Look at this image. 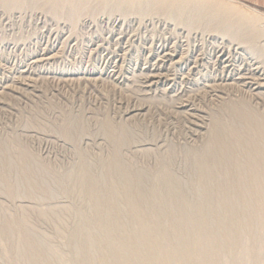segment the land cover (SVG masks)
Segmentation results:
<instances>
[{
	"label": "rangeland",
	"instance_id": "1",
	"mask_svg": "<svg viewBox=\"0 0 264 264\" xmlns=\"http://www.w3.org/2000/svg\"><path fill=\"white\" fill-rule=\"evenodd\" d=\"M222 1L264 25L263 10ZM44 6L0 5V220L24 216L46 247L70 260L50 264H73L70 233L93 213L72 192L69 174L84 162L101 176L115 157L149 175L165 162L193 200L192 157L211 141L212 128L243 127L236 108L264 117V61L195 13L180 20L150 5L138 14L91 3L70 21ZM190 20L199 25L189 28ZM121 128L126 142L116 149L109 132ZM20 149L30 167H39L36 186L28 188L17 164L13 171L3 167L7 159L16 162ZM6 176L14 196L6 193ZM258 226L263 230L264 222ZM3 245L10 247L0 235ZM0 264L26 263L0 249ZM252 264H264V249Z\"/></svg>",
	"mask_w": 264,
	"mask_h": 264
},
{
	"label": "bare ground",
	"instance_id": "2",
	"mask_svg": "<svg viewBox=\"0 0 264 264\" xmlns=\"http://www.w3.org/2000/svg\"><path fill=\"white\" fill-rule=\"evenodd\" d=\"M91 3L138 14L150 5L149 10L180 20L195 13L214 21L222 35L239 39L264 61V45H256L264 37V25L222 0H0L7 10L47 5L60 18L66 13L70 21L78 19ZM195 20L189 21V28L199 25ZM232 112L243 127L216 124L211 141L192 157L197 181L193 200L165 162L160 171L149 175L123 167L115 157L104 164L101 176L93 175L90 166L81 162L66 180L74 183L71 191L78 199L89 202L93 216L70 233L73 264H252L264 249V227L258 226L259 221L264 222V117L246 108ZM124 129L109 132L116 149L125 146ZM15 159V164L5 160L4 169L13 171L17 164L28 188L36 186L39 167L33 163L30 167L32 160L23 149ZM217 168L222 170L219 174ZM3 180L8 196H14L7 176ZM48 192L43 190L46 196ZM0 227L2 239L10 245L1 246L4 256L9 253L26 264H50L54 258L70 261L46 247L45 237L36 234L24 216L0 220ZM245 238L250 242L243 243Z\"/></svg>",
	"mask_w": 264,
	"mask_h": 264
},
{
	"label": "crops",
	"instance_id": "3",
	"mask_svg": "<svg viewBox=\"0 0 264 264\" xmlns=\"http://www.w3.org/2000/svg\"><path fill=\"white\" fill-rule=\"evenodd\" d=\"M242 4H248L264 11V0H233Z\"/></svg>",
	"mask_w": 264,
	"mask_h": 264
}]
</instances>
